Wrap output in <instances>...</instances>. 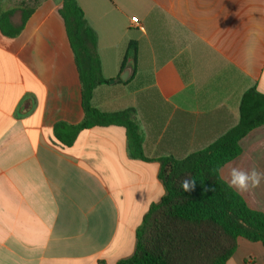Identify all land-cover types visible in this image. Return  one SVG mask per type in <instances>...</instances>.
<instances>
[{
	"label": "crops",
	"instance_id": "1",
	"mask_svg": "<svg viewBox=\"0 0 264 264\" xmlns=\"http://www.w3.org/2000/svg\"><path fill=\"white\" fill-rule=\"evenodd\" d=\"M77 1L109 81L91 104L132 110L151 161L130 156L123 127L81 131L71 146L56 138V125L76 126L85 115L62 1L0 0L13 27L23 9L33 10L17 36L0 30V264L131 258L144 216L166 193L157 159L207 148L239 124L248 90L264 95V0ZM131 41L137 60L119 82ZM245 144L254 156L249 170L264 171L261 126L221 170L225 181L228 165L246 170ZM252 191V208L264 212V183ZM227 264H264V245L240 239Z\"/></svg>",
	"mask_w": 264,
	"mask_h": 264
},
{
	"label": "trees",
	"instance_id": "2",
	"mask_svg": "<svg viewBox=\"0 0 264 264\" xmlns=\"http://www.w3.org/2000/svg\"><path fill=\"white\" fill-rule=\"evenodd\" d=\"M61 1L59 13L75 56L85 115L76 126L56 125V138L71 146L81 131L123 127L130 156L150 162L144 154V138L132 110L105 113L92 106L95 89L109 83L102 73L97 34L77 0ZM32 12L30 8L23 9L21 26L13 27L8 13L0 11V30L7 36H17ZM137 54L138 44L131 41L121 71L129 59L136 62ZM118 81L122 82L120 77ZM261 126H264V95L252 88L242 97L237 126L184 159H157L159 180L166 193L144 216L136 234L134 255L117 264H227L240 239L264 245V212L250 207L243 195L229 188L221 176L225 165L242 155L241 142ZM185 180H195L191 191L182 189Z\"/></svg>",
	"mask_w": 264,
	"mask_h": 264
},
{
	"label": "clouds",
	"instance_id": "3",
	"mask_svg": "<svg viewBox=\"0 0 264 264\" xmlns=\"http://www.w3.org/2000/svg\"><path fill=\"white\" fill-rule=\"evenodd\" d=\"M226 183L229 188L239 193H247L261 187L264 183V171L253 167L251 170H244L238 166L228 165ZM182 189L187 192L195 187V180H185L181 184Z\"/></svg>",
	"mask_w": 264,
	"mask_h": 264
},
{
	"label": "rangeland",
	"instance_id": "4",
	"mask_svg": "<svg viewBox=\"0 0 264 264\" xmlns=\"http://www.w3.org/2000/svg\"><path fill=\"white\" fill-rule=\"evenodd\" d=\"M23 1H40V0H23ZM244 159H245V162L248 163L247 167L245 168L246 170H249V163L252 161L253 162V150L252 148L249 147L248 144H245L244 145ZM252 168V167H251ZM245 198L246 200L248 201V203L250 204L251 207H258V203L257 201L254 199V196H253V191H249L247 193H241Z\"/></svg>",
	"mask_w": 264,
	"mask_h": 264
},
{
	"label": "water",
	"instance_id": "5",
	"mask_svg": "<svg viewBox=\"0 0 264 264\" xmlns=\"http://www.w3.org/2000/svg\"><path fill=\"white\" fill-rule=\"evenodd\" d=\"M132 72H133V69L131 67H128L127 69H125V71H123V73L120 76L122 81L124 82L128 81L132 75Z\"/></svg>",
	"mask_w": 264,
	"mask_h": 264
},
{
	"label": "built area",
	"instance_id": "6",
	"mask_svg": "<svg viewBox=\"0 0 264 264\" xmlns=\"http://www.w3.org/2000/svg\"><path fill=\"white\" fill-rule=\"evenodd\" d=\"M132 23L137 24L138 25V19L137 18H132Z\"/></svg>",
	"mask_w": 264,
	"mask_h": 264
}]
</instances>
